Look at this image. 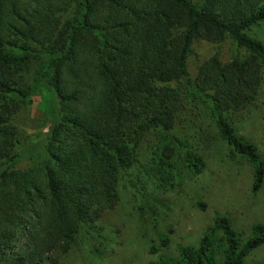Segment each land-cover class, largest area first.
Here are the masks:
<instances>
[{
	"label": "trees",
	"instance_id": "16d2710c",
	"mask_svg": "<svg viewBox=\"0 0 264 264\" xmlns=\"http://www.w3.org/2000/svg\"><path fill=\"white\" fill-rule=\"evenodd\" d=\"M74 1L81 11L68 28L64 47L41 53L47 138L10 161L28 160L35 167L25 172L0 169L1 249L17 244L9 241L4 225L18 230L38 206L46 211L44 218L38 216L37 232L17 251L19 264L28 258L33 264L61 242L68 249L78 225L93 223L116 206L117 178L136 160L138 141L130 138L131 132L170 133L174 128L180 94L157 83L191 84L187 60L198 40L221 43L230 38L249 54L228 65L212 57L193 93L210 105L222 138L253 168L252 192L264 185L263 158L223 116L245 108L257 95L264 44L246 31L264 22V0H203L199 6L192 0H0V102L4 95L25 96L18 73L39 56L37 47L52 42L59 16ZM7 33L24 42L16 54L7 50L17 44L5 42ZM2 108L0 135L10 113L7 105ZM174 154L172 147H164L155 164L164 170ZM185 162L194 174L204 170L200 157L187 153ZM32 240L29 255H24ZM169 242L163 236L160 247ZM262 246L264 225L255 224L242 242L230 219L218 215L194 246L179 248L175 263L159 257L151 264H246ZM158 251L152 247V253Z\"/></svg>",
	"mask_w": 264,
	"mask_h": 264
},
{
	"label": "rangeland",
	"instance_id": "374dc122",
	"mask_svg": "<svg viewBox=\"0 0 264 264\" xmlns=\"http://www.w3.org/2000/svg\"><path fill=\"white\" fill-rule=\"evenodd\" d=\"M202 2L192 0L196 6ZM80 11L79 3L72 2L59 16L52 42L44 49L37 47L39 56L36 53L37 57L18 73V85L25 96L2 97L0 103L4 104L0 109L5 111L2 106L7 105L10 113L6 112L7 123L0 135V169L25 172L35 167L28 160L10 161L26 147L45 140L49 132L50 124L42 105L45 87L40 73L45 59L41 53L64 47L68 28ZM246 34L264 44V22L251 27ZM5 39L6 43H17L7 47L12 54L24 43L13 33H7ZM214 56L228 65L235 59L246 60L249 54L230 38L221 43L196 41L187 60L191 84L185 80L157 83L158 87L168 86L180 94L181 106L174 128L170 133L151 130L136 135L133 130L130 138L138 141L136 160L117 178L116 206L103 212L97 221L78 225L68 249L61 242L33 264H151L159 257L175 263L179 248L194 246L213 228L218 215L230 219L234 229L241 233L242 242L250 238L255 224L264 225V185L260 191L252 192L253 168L222 138L210 105L193 93L195 87L202 85L204 69ZM223 116L264 160V65L254 100L245 108L225 112ZM166 146L172 147L175 154L170 166L162 170L155 159ZM187 153L203 160L205 167L201 174L187 168ZM45 212L38 206L29 217L25 215L28 220L18 230L4 225V231L11 235L9 241L13 243L16 239L17 244L12 250L0 247V264H14L10 255L15 261L21 257L17 251L25 239L37 232L38 216L44 218ZM163 236L170 238L167 247H160ZM220 236L218 233L216 239ZM32 244L33 240L25 246L24 255H29ZM153 246L159 248L157 253L151 252ZM29 262L28 258L26 264ZM252 263H264V246L247 257L246 264Z\"/></svg>",
	"mask_w": 264,
	"mask_h": 264
}]
</instances>
